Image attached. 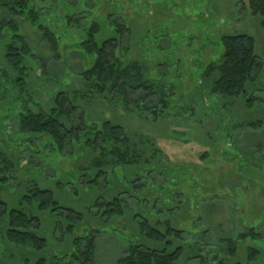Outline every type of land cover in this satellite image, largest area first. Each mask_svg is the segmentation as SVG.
I'll return each mask as SVG.
<instances>
[{"label": "rangeland", "instance_id": "374dc122", "mask_svg": "<svg viewBox=\"0 0 264 264\" xmlns=\"http://www.w3.org/2000/svg\"><path fill=\"white\" fill-rule=\"evenodd\" d=\"M30 3L37 13L35 23L0 9V21L16 23L31 52L24 73L11 69L4 57L11 32H1L0 173L7 180H0V197L10 207L37 215L41 219L38 234L48 244L44 250L10 244L4 237L7 219H0L3 264L34 263L41 257L76 264L71 240L89 233L97 239V264H112L132 242L168 247V251L180 246L177 264H264V17L252 15L247 0ZM119 20L131 30L126 52L130 40L122 39L125 63L143 61L147 79L169 95L168 111L159 112L157 119L146 111L113 106L107 93L86 89L81 73L91 66V59L80 43L93 22L99 24L97 37L101 40L112 35V22ZM39 24L57 35L56 51ZM234 34L255 39L259 68L249 89L248 95L256 98L251 108L244 97L212 94L203 81L206 66L218 59L221 36ZM4 74L22 79L5 91ZM58 91L70 97L79 107L77 112L85 111L88 124L100 126L111 120L123 125L143 154L139 165H115L110 157L102 156L107 159L106 174L90 188L83 178L95 175L93 162L100 156L98 151L72 144L60 153L45 135H20L17 118L23 108L36 111L40 106L48 111ZM238 121L244 124L234 127ZM154 147L160 150L162 161L155 157ZM145 169H150L151 181L141 191L136 186L147 180L135 184L132 180L138 175L147 177ZM169 169L175 174L174 183H167L168 173L163 175ZM33 185L52 190L60 205L83 215L73 232L66 231L69 221L63 215L27 204L23 195ZM116 195L128 202L124 215L102 218L95 199L109 201ZM144 198L151 200V205L146 206ZM144 215L154 217L149 219L152 224L155 220L164 225L170 222L184 230L183 236L172 238L171 246L145 238L138 228ZM240 234L246 236L237 238ZM231 241L237 246L233 254L227 253ZM249 248L259 251L254 261L246 259Z\"/></svg>", "mask_w": 264, "mask_h": 264}, {"label": "trees", "instance_id": "16d2710c", "mask_svg": "<svg viewBox=\"0 0 264 264\" xmlns=\"http://www.w3.org/2000/svg\"><path fill=\"white\" fill-rule=\"evenodd\" d=\"M247 7L252 15L264 17V0H247ZM0 9L12 16L25 17L32 23L37 22L38 19L30 0H0ZM112 24V35L99 40L97 37L100 31L99 24L93 22L87 31L86 37L80 43L81 48L91 59V66L81 73L87 86L86 89L90 92L95 88L100 93H107L108 102L113 106H122V108L132 112L137 110L146 111L153 114V119H157L159 112L168 111L170 105L167 99L169 95L164 92L163 87L158 91L153 82L147 79L144 75L143 61L132 60L125 63L126 60L123 55L131 45V30L121 20L119 22L113 21ZM39 26L44 31L51 48L56 51L58 49L57 35L51 29L41 24ZM5 30L11 32L5 46V61L11 69L24 73L26 69V66H24L25 59L31 56L30 48L20 34L16 23L12 20L3 19L0 21V36L1 32ZM125 36L130 41L124 49L125 52L122 53V39ZM220 45L221 51L217 61L209 63L202 73L203 81L210 85L212 94L224 98L238 99L244 97L246 106L251 108L256 98L248 94L249 89L256 82V72L259 68L255 53V39L247 34L223 35L220 38ZM4 76L5 91L9 85L18 84L22 79L21 76L15 80L6 74ZM78 108L65 92L58 91L54 106L48 111H44L40 106L36 111L26 107L23 108L24 111H21L17 118L18 133L24 135V137L45 135L51 141V147L60 153L65 150L66 145L72 144L78 145L80 149L88 148L98 151L100 156L93 162L96 170L95 175L83 178L84 184L90 188H92L91 183H95L99 177L106 174L103 167L107 164V159L103 160L102 156L110 157V161L115 165H139L143 154L133 143L132 136L129 135L123 125L111 120L104 121L100 126L90 125L87 123L85 111L81 109L80 112H77ZM67 122L69 123L67 124ZM242 124L244 122L238 121L234 123V127ZM153 153L155 157L161 156L160 150L156 147H154ZM158 159L162 161L161 157ZM144 162L148 166V160H144ZM145 170L147 177L144 176V178L142 175H138L132 180L134 184L142 178L147 180V183H140L136 186L141 191H144L142 187L144 188L151 181L150 169ZM165 173H168V175L165 176ZM163 175L167 183H174L171 180L175 179V174H172L170 169L164 172ZM0 180H7L2 173H0ZM132 190L134 191V189ZM23 199L29 206L36 204V207L41 211H49L52 214L66 217L69 221L66 227L68 232H73L75 223L83 218V215L73 208L60 205L54 198L52 190L42 188L39 185H33L26 189ZM142 201L146 202V206L151 205V200L144 198ZM94 203L98 214L104 219L122 216L128 208L127 200L119 195L109 201H100L96 198ZM152 207L156 208L155 205H152ZM150 217L154 218L151 215H144L142 220L138 222L140 233L145 238L171 246L172 238L180 239L183 236L184 230L174 227L170 222L164 225L155 219V223L152 224L149 220ZM4 218L7 219V228L4 235L7 242L35 250H44L47 247V239L38 234L41 230V219L31 210L25 212L20 208L10 207L0 197V219ZM245 236L246 234H240L237 238ZM71 245L73 248L72 258L76 264H97L94 259L97 246V239L94 234L76 236L71 240ZM228 246L229 251L227 253L233 254V252H236L237 246L233 241ZM246 252V259L249 261L256 260L259 255V251L255 248H249ZM181 254L182 247L180 246L168 251V247L162 249L150 248L132 242L126 246L125 252L112 264H177ZM55 260L57 259L52 257L49 259L41 257L34 263L25 260L24 264H60ZM0 264H3L1 253Z\"/></svg>", "mask_w": 264, "mask_h": 264}]
</instances>
